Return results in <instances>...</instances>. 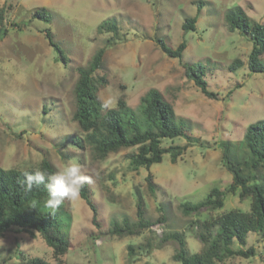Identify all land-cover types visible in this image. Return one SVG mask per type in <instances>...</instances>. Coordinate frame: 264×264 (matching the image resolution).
<instances>
[{
	"label": "rangeland",
	"instance_id": "374dc122",
	"mask_svg": "<svg viewBox=\"0 0 264 264\" xmlns=\"http://www.w3.org/2000/svg\"><path fill=\"white\" fill-rule=\"evenodd\" d=\"M200 1L204 5L199 13ZM237 6L264 24V0H0V10H6L0 27L8 30L0 36V168L38 169L47 158L57 173L74 160L81 174L91 177L86 185L98 210L97 221L80 196L63 202L72 216L66 264H180L173 259L178 243L163 241L166 234L183 233L189 252H200L203 245L193 221L230 210L250 212L251 199L228 191L233 175L223 164L222 143H231L243 154L248 126L264 120V75L247 67L252 44L232 32L225 20L226 12ZM40 8L50 13V23L33 17ZM195 16L196 30L185 32V19ZM106 22L115 23L117 31L99 30ZM47 29L67 63L49 45ZM159 40L174 50L186 41L183 59L165 54ZM101 49L105 54L95 77H105L106 84L98 86V101L111 99L113 106L107 109H112L123 99L140 113L143 96L152 88L160 90L188 133V138L162 141L165 147L186 146L177 163L166 154L149 171L132 170L129 155L137 148L103 160L95 157L74 119L75 86L79 69ZM236 59L244 66L230 72ZM198 63L216 99L207 98L187 76L184 65ZM149 174L154 191L146 180ZM258 175L257 182L264 185L263 170ZM213 188L225 192L222 209L183 213L184 203L204 201ZM139 200L151 227L136 235L111 234L116 223L137 225ZM64 209L60 206L55 214L63 215ZM0 240V264H18L21 253L54 263L53 251L38 236L10 231ZM251 246L254 257L230 263L264 264V238L249 235L245 248Z\"/></svg>",
	"mask_w": 264,
	"mask_h": 264
},
{
	"label": "trees",
	"instance_id": "16d2710c",
	"mask_svg": "<svg viewBox=\"0 0 264 264\" xmlns=\"http://www.w3.org/2000/svg\"><path fill=\"white\" fill-rule=\"evenodd\" d=\"M204 3L199 2L198 12L203 9ZM5 9L0 10L3 17ZM34 18L44 22H51V15L46 8L35 11ZM3 19V18H2ZM225 20L232 32L238 31L248 38L252 49L248 55L247 67L251 72L264 75V24L253 21L246 11L237 6L226 12ZM198 17L186 18L183 23L185 32L196 30ZM107 29L116 32L117 25L106 22L99 30ZM45 36L55 53H58L64 63L68 59L62 49L54 42L51 31L45 30ZM8 33L6 28L0 27V36ZM158 44L165 54L181 61L187 48L183 41L177 49H172L164 40ZM105 50H99L91 63L79 69V79L75 86L76 110L74 119L85 133V142L91 147L98 159H106L111 153L122 149L137 148V152L129 155L132 170L142 167L148 171L154 164L163 162L164 156L169 154L173 163L184 154L186 146L171 145L165 147L164 139L174 142L176 138H188L185 128L177 121V112L173 104L164 100L160 90L152 88L142 98L141 112L131 109L123 99L118 101L116 108L107 109L98 101L97 92L100 84H106L105 77H95V73L102 66ZM244 66L241 59H236L230 66V72H237ZM187 76L194 82L200 91L209 99H216L217 93L208 89L205 80L203 64H185ZM77 144L84 147L82 139ZM245 152L239 155L229 142L222 143L223 164L233 175L228 191L239 194L242 199H251L250 212L230 210L211 216L202 222L193 221V228L199 229L198 236L203 245L200 252L190 253L183 233L173 232L166 234L163 241H176L178 249L173 259L180 264H231L230 260L237 257L250 259L256 255L255 247L245 248L251 234L264 238V185L257 182L258 170L264 172V120H259L248 126L244 138ZM43 170L55 174V169L47 158H43L38 169H9L0 168V236L10 231L24 232L29 236L41 238L53 251L54 263L40 256L22 257L18 264H66L63 258L71 248L69 230L72 216L64 209V214L57 215L49 212L44 206L47 191L43 185L34 186L31 192H25L19 184L23 179V171L34 172ZM149 188L154 191L153 175L146 177ZM225 192L213 188L204 201L192 204L184 203L182 210L185 215L199 214L203 208L210 211L224 207ZM93 212V221H97L98 210L93 202L92 194L85 184L80 192ZM45 207V208H44ZM66 214V215H65ZM65 215V217H63ZM139 222L131 226L128 222L123 225H113V235H136L141 230L150 228L152 223L144 219L142 201L137 205ZM133 254L134 247L129 246Z\"/></svg>",
	"mask_w": 264,
	"mask_h": 264
},
{
	"label": "clouds",
	"instance_id": "9594fccd",
	"mask_svg": "<svg viewBox=\"0 0 264 264\" xmlns=\"http://www.w3.org/2000/svg\"><path fill=\"white\" fill-rule=\"evenodd\" d=\"M113 101H106L103 107L113 106ZM23 179L19 180V184L25 192H31L33 187L41 185L47 191V199L44 206L55 213L63 204L64 200H76L80 196L82 187L86 183H91V177L81 174V165L76 161L67 163L63 170L55 174H49L43 170L34 172L23 171L21 173ZM0 243H3L0 240Z\"/></svg>",
	"mask_w": 264,
	"mask_h": 264
}]
</instances>
